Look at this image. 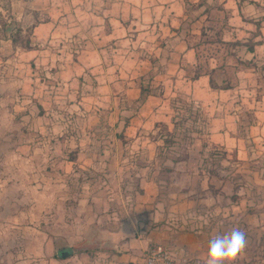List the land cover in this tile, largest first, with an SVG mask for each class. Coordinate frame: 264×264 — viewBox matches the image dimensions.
<instances>
[{
	"label": "crops",
	"instance_id": "obj_1",
	"mask_svg": "<svg viewBox=\"0 0 264 264\" xmlns=\"http://www.w3.org/2000/svg\"><path fill=\"white\" fill-rule=\"evenodd\" d=\"M19 2H11L10 27L16 32H25L28 47H14L18 62L23 59L28 63L27 74L43 80L54 79L50 80L51 84H45V79L42 85L36 78L30 79V82L34 80L30 84L31 91L40 97L36 98L37 104L49 115L50 105L73 112L81 110L82 116L77 118V123L82 128L97 124L93 112L105 108L109 124L115 127L108 149L93 153L96 158L108 159L95 167L105 172L102 181L95 179V216L99 219L95 220V231H87L82 237L88 239L95 233V257L94 251H71L70 256L60 258L55 255L58 253L52 254L50 245L43 247L41 253L47 256L48 264H143L144 250L157 240L155 232L145 229L135 236L129 220H122L121 226L116 227V221L109 217L116 216L109 208L112 203L108 194L112 190L110 183L115 174L120 181L126 169L119 165V160L127 153L132 155L138 151L141 156L136 158L135 167L138 170L147 168V160L140 158L145 151L143 147L151 146L148 152L152 157L156 155L153 147L166 137L161 133L156 137L158 132H153L156 123L171 131L176 120L172 114L175 108L168 99L177 92L196 99L208 113V141L237 159H252L246 151L249 146H242L244 138L248 139L253 151L264 153V0H51L43 6L29 4L27 10L21 9ZM214 6L218 8L216 12ZM210 14L222 25V32L216 33L218 30L209 25L213 22ZM4 18L5 6L0 0V26ZM213 28L217 31L213 32ZM226 44L228 48L235 46V55L227 54L223 60L221 56L219 63L212 55L205 65L208 72L203 68L195 72L202 64L204 46H212L218 53ZM218 70L228 76L233 74V77L230 81L227 78L217 81ZM159 85L161 93L155 89ZM48 89H53V93ZM142 91L145 95L131 104L130 100L137 101ZM44 92L48 95H43ZM57 92L60 95L49 101L50 95ZM121 94L127 99V106L123 107L133 112L117 132L122 116L113 117V114L122 108L117 102ZM42 116L36 119H47L46 128L56 133L57 124L44 111ZM61 136V133L54 136V149L62 145ZM208 141L205 143L210 145ZM196 142L192 144L188 163L191 156L203 151ZM77 154L81 155L82 163L89 164V152L84 150ZM87 160L89 162H85ZM176 162L181 161L177 159ZM188 163L182 164L186 167ZM123 188L125 190V186ZM149 194L152 193L146 188L139 197L141 211L145 210ZM138 206L135 207L137 211ZM125 213L131 215L126 210L121 215L126 216ZM191 237L179 236L180 241L189 242L188 247L193 251L188 250L196 259L195 264H205L201 259L206 262L207 243H201L202 237H197L199 243L196 237ZM245 255L243 252L239 264H246Z\"/></svg>",
	"mask_w": 264,
	"mask_h": 264
},
{
	"label": "rangeland",
	"instance_id": "obj_2",
	"mask_svg": "<svg viewBox=\"0 0 264 264\" xmlns=\"http://www.w3.org/2000/svg\"><path fill=\"white\" fill-rule=\"evenodd\" d=\"M19 1L18 6L21 9L25 7V10L33 5L43 6L51 2ZM11 2L2 0L6 18L0 26V39L4 40L0 42L1 263L48 264V258L41 250L49 245L52 254L56 251L58 254L70 253L71 250L81 252L79 248L82 247L94 251L95 257V233L89 235L88 239L82 237L87 231H95V220L99 219V216H95V179L102 181L105 178V172L95 167L108 162V159L96 158L93 153L108 149L115 127L109 124V113L105 108L95 109V112L92 110L98 119L97 124L82 128L77 123V118L82 116L81 110L73 112L50 105L47 110L51 113L49 115L37 104L36 98L40 97L31 91L30 84L34 80L30 82V79L36 78V82L40 83L46 79L45 84H51L50 80L54 79L43 80L37 75L27 74L28 63L23 59L18 62L14 47L25 49L28 44L25 32H16L10 27ZM215 7L214 12L218 9ZM213 14H210L213 22L209 25L218 30L213 28V32L220 33L222 25L215 21ZM226 45L221 46L223 49L221 52L218 49V53L212 46H204L201 51L202 64L195 72L198 73L202 68L208 72L209 68L205 65L209 63V58H213L212 55L219 63L221 56L223 60L225 55L234 54L235 46L228 48ZM216 77L217 81L225 78L230 81L233 74L228 76L218 70ZM146 89L151 90L149 87ZM155 89H159V93L162 91L160 85ZM44 90L47 91L46 88ZM48 90L53 93V89ZM44 93L48 95V92ZM139 94L137 101L130 100L131 104L139 102L145 92ZM59 95V92L51 94L49 101ZM171 96L168 101L175 108L172 114L176 120L170 132L164 125L156 123L153 126V132H158L156 137L160 133L166 137L159 139V145L153 147L156 155L152 157L148 152L151 146L143 147L145 151L140 158L147 160V168L138 170L135 167L136 158L141 156L137 154L138 151L132 155L127 153L119 160V165L126 168L123 172L125 175L122 174L118 181L119 175L115 174L110 183L112 190L108 194L112 203L109 208L116 216L109 217L116 221V227L121 226L122 220H129L128 224L133 228L135 236L144 232L141 230H152L157 236V242L165 240L173 247H182L192 258L194 256L189 251L192 250L188 247L189 242L186 239L180 241V235L184 238L190 236L191 239V236L196 239L202 237L201 243L205 241L208 248L214 237L239 228L246 233L247 238L244 252L248 259H244V262L264 263V153L262 150L260 153L253 151L247 138L243 139L242 146H249L246 151L252 159H237L229 151L222 150L207 140L209 122L206 119L209 115L204 107L186 93L177 92ZM125 98V95H119L117 102L122 108L113 114V117L116 114L122 116L116 127L117 132L133 112L129 107H123L127 106ZM43 111L57 124L56 133L46 128L44 122L47 119H36L38 116L43 117ZM60 133L62 145L54 149V136L58 137ZM195 141L198 147H203V151L191 156L192 160L188 163L189 152ZM84 150L89 152L90 157L87 159L90 162L85 161L89 164L82 163L81 155L77 154ZM176 159L181 162H176ZM68 160L75 162L71 164ZM182 163H188L189 166L185 167ZM118 182L121 186H118ZM146 188L152 194L146 196L148 201L145 210L141 211L143 206L139 197L145 193ZM120 189H123V195ZM137 204L138 211L135 209ZM124 207L130 216L126 213V216L121 215L125 211ZM242 258L239 257L235 264H239ZM193 261L196 262V259L193 258ZM201 262L205 263L202 259Z\"/></svg>",
	"mask_w": 264,
	"mask_h": 264
},
{
	"label": "clouds",
	"instance_id": "obj_3",
	"mask_svg": "<svg viewBox=\"0 0 264 264\" xmlns=\"http://www.w3.org/2000/svg\"><path fill=\"white\" fill-rule=\"evenodd\" d=\"M246 247V233L233 228L230 233L218 235L211 240L205 264H235Z\"/></svg>",
	"mask_w": 264,
	"mask_h": 264
},
{
	"label": "built area",
	"instance_id": "obj_4",
	"mask_svg": "<svg viewBox=\"0 0 264 264\" xmlns=\"http://www.w3.org/2000/svg\"><path fill=\"white\" fill-rule=\"evenodd\" d=\"M143 264H195L182 247H173L168 242H153L143 253Z\"/></svg>",
	"mask_w": 264,
	"mask_h": 264
},
{
	"label": "trees",
	"instance_id": "obj_5",
	"mask_svg": "<svg viewBox=\"0 0 264 264\" xmlns=\"http://www.w3.org/2000/svg\"><path fill=\"white\" fill-rule=\"evenodd\" d=\"M14 41V40H13ZM177 160V159H176ZM67 248V247H66ZM60 249V248H59ZM72 251V250H71ZM80 251H85V252H92V250H90L89 248H87V249H80ZM56 253H58V251L56 252ZM70 254H71V252H70ZM69 254V255H70ZM57 257H60L59 256V254H55ZM65 257H68V256H63V257H60V258H65Z\"/></svg>",
	"mask_w": 264,
	"mask_h": 264
},
{
	"label": "water",
	"instance_id": "obj_6",
	"mask_svg": "<svg viewBox=\"0 0 264 264\" xmlns=\"http://www.w3.org/2000/svg\"><path fill=\"white\" fill-rule=\"evenodd\" d=\"M83 247H85V248H87L88 246H83ZM95 247H97V245H95ZM105 247V246H104ZM82 247H80L79 249H81ZM69 254L70 253H67V252H65L64 254L62 253V252H60V254H59V256L60 257H63V256H69Z\"/></svg>",
	"mask_w": 264,
	"mask_h": 264
}]
</instances>
